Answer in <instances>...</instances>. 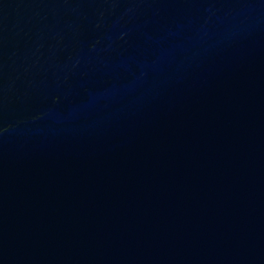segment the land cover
I'll return each instance as SVG.
<instances>
[{
  "label": "water",
  "instance_id": "95a60500",
  "mask_svg": "<svg viewBox=\"0 0 264 264\" xmlns=\"http://www.w3.org/2000/svg\"><path fill=\"white\" fill-rule=\"evenodd\" d=\"M0 264H264V0H0Z\"/></svg>",
  "mask_w": 264,
  "mask_h": 264
}]
</instances>
